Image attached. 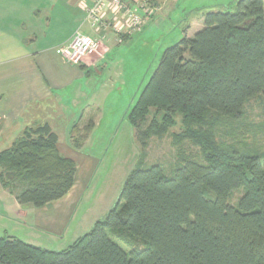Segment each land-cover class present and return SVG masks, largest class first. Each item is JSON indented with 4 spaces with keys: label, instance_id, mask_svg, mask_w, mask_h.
<instances>
[{
    "label": "trees",
    "instance_id": "16d2710c",
    "mask_svg": "<svg viewBox=\"0 0 264 264\" xmlns=\"http://www.w3.org/2000/svg\"><path fill=\"white\" fill-rule=\"evenodd\" d=\"M261 94L264 0L207 11L202 30L165 49L128 116L143 147L156 127L141 124L153 110L167 127L181 116L186 132L178 142L192 141L204 162L184 158L172 176L158 163L140 167L117 206L68 249L2 237L0 264H264V151L217 141L219 129L236 125ZM58 143L43 123L26 126L0 152V184L20 206L41 209L73 189L77 165Z\"/></svg>",
    "mask_w": 264,
    "mask_h": 264
},
{
    "label": "crops",
    "instance_id": "0c3cea01",
    "mask_svg": "<svg viewBox=\"0 0 264 264\" xmlns=\"http://www.w3.org/2000/svg\"><path fill=\"white\" fill-rule=\"evenodd\" d=\"M152 2L155 8L141 9L147 21L140 30L125 28L122 34L117 35L113 31H97L87 21V10L94 5L95 0H0V152L15 141L7 143L6 138L22 133L31 113L47 111L49 108L57 113L58 107L62 109L66 100L71 103V98L75 99H72L73 104L78 105L79 99L89 89L92 92L87 96L92 95L94 101L86 109H81L77 121L83 123L89 119L94 124V130L97 120L102 118L100 106L103 99L111 97V90L113 92L127 87L130 80L136 84L132 69L139 67L141 75L145 69L147 52L158 51L161 41L172 33L176 36L164 42L160 50L164 45L174 44L185 36L192 38L204 28V14L207 11L225 10L231 0ZM109 4L103 17L118 19L119 16L114 14ZM77 32L97 39L100 49L81 64L73 65L62 58L59 48L69 43ZM130 60L134 61V66H128ZM100 86L107 91L102 89L99 94ZM92 106L94 109H90ZM83 127L79 126V129ZM90 141L88 137L84 145ZM84 145L77 150H83ZM61 200L43 208L59 204ZM43 208L22 207L16 200L7 206L11 214L27 218ZM61 211L59 208L56 210L59 213ZM47 214L44 211V215ZM63 222L52 219L53 226L58 228ZM37 223L39 229L52 228L48 227L47 219Z\"/></svg>",
    "mask_w": 264,
    "mask_h": 264
},
{
    "label": "rangeland",
    "instance_id": "374dc122",
    "mask_svg": "<svg viewBox=\"0 0 264 264\" xmlns=\"http://www.w3.org/2000/svg\"><path fill=\"white\" fill-rule=\"evenodd\" d=\"M149 2L151 9L156 7L152 0ZM237 2L238 0H231L228 7L230 11H234ZM175 36V33L168 35L167 39L161 41L158 51L145 54V69L141 75H139V67L132 69L133 77H136L135 85L134 81L130 80L127 87L113 90V92L111 90V97L105 99L106 101L103 99L100 106L103 113L102 118L97 120V128L94 130V124L89 119L84 120L83 123L77 121L79 112L94 101L92 95L87 96L92 92L91 89L86 90V95L79 99L78 105L73 104L75 99L71 98V103L66 100L61 110L58 107L57 113L52 108L36 112L38 114L30 112L25 124L36 126L49 123L59 136L61 154L76 162L78 172L75 187L59 204L43 208L42 211L32 213L27 218L11 214L7 209L9 203L15 200L0 184V238L14 237L44 249L66 250L78 238L89 233L96 222L104 220L108 213L117 206L121 191L134 170L158 163L163 167L167 176H172L184 158L204 162L200 148L192 141L185 138L178 142L179 136L185 135L186 132L181 116H176L174 123L167 127L163 125L162 116L155 115L153 110L148 121L141 124L142 129L150 130L151 125L156 127L150 130V139L144 147L136 139V129L128 119L144 86L156 71L165 49L181 40L171 45L166 44L168 46L164 45L160 50L164 42L167 43ZM134 65V61L130 60L128 66ZM129 76L130 74L127 77ZM102 89L100 86L99 94L100 91L105 90ZM93 107L90 109H94ZM243 111V117L236 122V125L219 129L217 141L243 143L264 151V94L249 100ZM82 125L84 127L80 130L79 126ZM20 135L6 138L7 143L16 140ZM86 135L91 141L85 146L87 139L84 137ZM76 142L84 145V149L77 150L74 146ZM4 191L10 195L5 194ZM242 195L243 190L235 192L230 199V204L237 205ZM58 208L62 210L60 213L56 212ZM44 211L48 214L44 215ZM46 219L48 227L52 226V228L50 230L47 227L39 229L37 222L41 223ZM52 219L64 221L63 225L59 228L53 226ZM58 230L59 232H54ZM115 239L123 245L120 238L115 236ZM125 246L130 249L129 245Z\"/></svg>",
    "mask_w": 264,
    "mask_h": 264
},
{
    "label": "built area",
    "instance_id": "2783aa9c",
    "mask_svg": "<svg viewBox=\"0 0 264 264\" xmlns=\"http://www.w3.org/2000/svg\"><path fill=\"white\" fill-rule=\"evenodd\" d=\"M150 0H95L94 5L87 10L86 19L89 24L101 32L113 31L122 34L125 28L138 31L146 23V15L141 9H151ZM110 3L112 11L118 19L103 17V12ZM100 43L97 39L77 32L69 43L62 45L59 52L62 58L73 65L81 64L86 58L98 53Z\"/></svg>",
    "mask_w": 264,
    "mask_h": 264
}]
</instances>
